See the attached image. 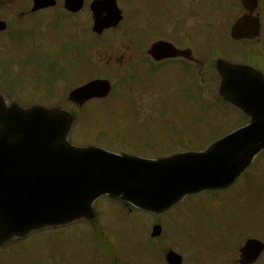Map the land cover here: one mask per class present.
Instances as JSON below:
<instances>
[{"label": "water", "instance_id": "obj_1", "mask_svg": "<svg viewBox=\"0 0 264 264\" xmlns=\"http://www.w3.org/2000/svg\"><path fill=\"white\" fill-rule=\"evenodd\" d=\"M108 90L107 82H93L69 96L82 102V97L94 91L104 95ZM70 123L67 114L56 109L0 107V207L10 206L5 220L9 230L1 231L3 237L24 233L34 225L72 221L88 211L92 200L103 193L137 207L162 211L197 187L216 188L232 183L252 157L264 149L263 118L248 133L230 135L223 142L227 149L219 159L212 155L215 151L220 154L217 148L205 156L208 174L196 167L180 166L177 162L183 160L181 157L158 162L132 161L98 150L74 148L66 141ZM40 166L52 172L53 202L44 201V196L38 201L35 183L42 181V173L34 172L33 181L24 177L23 170ZM261 249L259 243L249 241L244 257L252 261ZM172 261L177 259L172 257Z\"/></svg>", "mask_w": 264, "mask_h": 264}, {"label": "rangeland", "instance_id": "obj_2", "mask_svg": "<svg viewBox=\"0 0 264 264\" xmlns=\"http://www.w3.org/2000/svg\"><path fill=\"white\" fill-rule=\"evenodd\" d=\"M53 20L57 22V26L61 23L59 16L55 17ZM70 21L71 28L70 30L69 27L67 28L69 32H66V41L64 42L66 47H69L71 43L69 33L75 34V44L78 43L76 38L81 39L80 33L77 31L76 17L71 18ZM85 23L86 27L90 26V21L88 19H85ZM47 24L48 22L43 23L42 26H47ZM52 25L55 26L56 23H53ZM41 27L40 30H37L34 33L32 38L34 42H41L44 47H46L47 40L50 39L49 29L47 27L46 29H41ZM60 37H63L62 33L58 34L53 41L57 42ZM90 39H92V36L86 34L85 40L88 41ZM19 45V39H12L10 41L9 51L11 54H18L21 51ZM113 50H116L118 53L123 52V48L116 44H114ZM20 54L25 57L19 60L21 66L20 70L10 76H6L4 82H12V84L14 82H20V84L25 82L39 84L43 86L45 94H49L50 82H53L54 79L63 78L66 82L77 83L80 80H83L85 75L90 74V72H87L86 68V62L89 60L86 57V53L80 54L78 52V59H72L70 55H68V58L62 57L61 53L54 49L51 51L52 56L48 61H46L45 58H41L40 61L30 58L35 55L31 52H21ZM199 55L202 57L208 56V50L199 53ZM62 60L65 61L61 67L60 62ZM6 68L11 73L14 68L13 63H9ZM41 72L46 73V76L42 78V80L39 77V73ZM146 72L149 73V71ZM170 79L172 80L173 77L171 76ZM115 85L118 88V90H116V95L121 94L123 96V91L119 87L118 82H115ZM137 85H139V90L143 91L144 95L142 93L137 94L135 91H132L131 95L133 99L131 101H126L123 107L114 106L113 101V104H110L107 107L105 105L108 103H92L89 105L84 112L85 115H81L80 119H78L73 139L78 141L80 136L85 133L83 132L85 129L91 131L88 133L90 134L89 137H96V133L98 132L94 130H102L108 133L110 138L112 133H118L115 138L116 143L113 145L120 146L119 143L132 145V142H137L140 138L131 134L132 138L130 139L127 135L130 134L131 130L142 129L162 135L160 137L163 142V146L161 148L164 147V149H168L173 146V144L168 141L167 136L171 127H176L178 130H181L179 127H183L184 124L190 120H192V126H194L196 120H200V123L196 122L195 124L199 127L203 125V121L205 123L208 122V116L199 118L193 114V105L192 103L189 104L191 98L188 94V91L195 87L192 86L191 82H141ZM146 85L148 90H155L156 93H148L149 91H144L140 88V86ZM130 88L134 87L131 85ZM203 90L204 92L208 90V82H202L200 91L202 92ZM20 94L26 98L29 95L27 91L20 92ZM47 98L48 97H42L41 99L46 101ZM192 98L196 99L197 96L193 95ZM114 100H117V98H114ZM117 103L118 102H116V104ZM235 118L238 121V117L235 116ZM176 119L179 120V123H177ZM226 119L233 121L234 117H227ZM229 127L230 126H224L221 130L222 132L224 131L222 134H225ZM201 128L205 129L202 133L205 134L204 137L221 134V131L219 133V129L212 125L208 126V124H206ZM208 128L210 130H208ZM80 131H82L81 135L78 134ZM121 133H123V137H121ZM98 137L101 138L100 133H98ZM182 143L188 145V138L185 137ZM107 147L112 148V145H108ZM240 183L241 182L238 183V188L241 187L243 190L241 195H244L240 201L237 200L239 196H229L230 193L223 194L221 197L224 201L222 204H218L219 206L210 202L209 199L208 205L205 204L202 207V210L201 207L194 208L198 206L199 203H201L200 205L205 203L201 200L199 203L194 204V207L191 206V214L193 215V218L190 216L191 220L189 219V216H179L177 212H174L166 217L164 220V241L167 244H173L175 245V248H178L177 250L173 247L172 249H175L174 251L177 250L176 252L178 253L182 251L185 255L190 254V246H188V242L186 244L184 240H189L191 238H208L207 228L212 223L211 218H213L215 212H219L222 209V213L224 214L225 211H229L228 207H230V204L226 205V201H232L236 206H239L235 212H239L240 214L233 213V215L229 217L221 216L214 218L213 224L216 228H213L209 235L208 255L211 253L210 256H213L218 247H223L222 243H220L217 239V230L222 225H227L231 229L234 228V233L232 236H229L231 239L236 238L237 236L245 237L247 231L254 237L257 236L260 239H264V161L259 162L255 174L254 172L250 173V175L244 179L242 185ZM185 207L187 208V205H185ZM100 209L106 213L105 220L103 222L115 220V214L110 213L113 207L107 202L102 201L99 205V210ZM201 211L203 216L206 215L208 211V224L202 220ZM212 213L214 214L212 215ZM128 220L131 221L132 225L136 221L140 222L143 230V226H146L147 218L139 215L137 218H128ZM182 221L185 226L182 224ZM186 226H188V228ZM69 234L70 232L67 231L63 234H49V232H44L42 234L32 236L26 242V247H31V254L26 257L32 260V264H54L58 258L62 259L63 257L69 260H77L79 258V247L77 245V241H72L70 238L66 237ZM135 236L136 233L132 234L131 242L127 244L130 248V252L140 250V252L134 253L139 255L135 264H156L150 256L152 254L151 248L148 244H139L135 242L133 240ZM115 243L116 245L120 243L119 245L121 246V249L118 251L120 254H128L127 250L121 245L122 241H116ZM178 243L182 246H179ZM222 259L221 263L226 262V264H230V255H222ZM1 262L3 264H7V256H3L1 258Z\"/></svg>", "mask_w": 264, "mask_h": 264}, {"label": "flooded vegetation", "instance_id": "obj_3", "mask_svg": "<svg viewBox=\"0 0 264 264\" xmlns=\"http://www.w3.org/2000/svg\"><path fill=\"white\" fill-rule=\"evenodd\" d=\"M92 1L83 0L82 8L71 13L60 3L31 12L32 2L25 0L24 7H17L16 17L24 20L37 16L44 21L51 19L53 14L50 12L57 9L56 13L66 18L78 15L80 20H92ZM116 4L122 13L121 20L115 27L96 34V38L113 35L111 49L101 53L105 60L100 59L99 64L125 76L114 82H208L209 85V82H216L212 76L216 57L235 60L264 72V0H116ZM3 11L4 6L0 5V15ZM11 33V29L5 30L0 32V37ZM158 42L171 45L178 55L164 57L167 52L164 48L157 54H150L152 46ZM22 44L24 48L17 54L19 60L25 58L21 52L32 50L27 37ZM114 44L120 45L123 52L113 50ZM0 49V60L11 56L3 41H0ZM206 50L208 62L206 57L199 55ZM200 70H208V79L197 80ZM154 140L159 146L160 136L152 134L143 138L145 145ZM90 237V248L84 243L83 260L87 264H98L100 245H104L103 250L110 254V240L98 238L96 234ZM3 256L14 261L22 255L12 249L5 251ZM73 261L63 257L61 264H74Z\"/></svg>", "mask_w": 264, "mask_h": 264}]
</instances>
